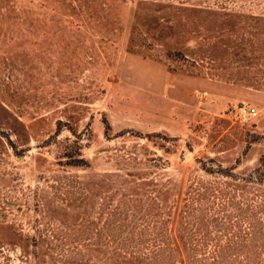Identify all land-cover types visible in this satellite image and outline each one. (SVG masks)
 I'll list each match as a JSON object with an SVG mask.
<instances>
[{"label": "rangeland", "instance_id": "1", "mask_svg": "<svg viewBox=\"0 0 264 264\" xmlns=\"http://www.w3.org/2000/svg\"><path fill=\"white\" fill-rule=\"evenodd\" d=\"M0 264H264V0H0Z\"/></svg>", "mask_w": 264, "mask_h": 264}, {"label": "built area", "instance_id": "2", "mask_svg": "<svg viewBox=\"0 0 264 264\" xmlns=\"http://www.w3.org/2000/svg\"><path fill=\"white\" fill-rule=\"evenodd\" d=\"M258 115V109L249 104H242L238 108V117L241 121L246 122Z\"/></svg>", "mask_w": 264, "mask_h": 264}, {"label": "trees", "instance_id": "3", "mask_svg": "<svg viewBox=\"0 0 264 264\" xmlns=\"http://www.w3.org/2000/svg\"><path fill=\"white\" fill-rule=\"evenodd\" d=\"M70 158L71 162H73L75 165H80L81 163L85 162L82 157H74V155H71Z\"/></svg>", "mask_w": 264, "mask_h": 264}]
</instances>
